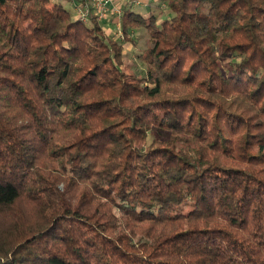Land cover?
Wrapping results in <instances>:
<instances>
[{
  "label": "trees",
  "instance_id": "1",
  "mask_svg": "<svg viewBox=\"0 0 264 264\" xmlns=\"http://www.w3.org/2000/svg\"><path fill=\"white\" fill-rule=\"evenodd\" d=\"M164 1L0 0V264H264V0Z\"/></svg>",
  "mask_w": 264,
  "mask_h": 264
},
{
  "label": "rangeland",
  "instance_id": "2",
  "mask_svg": "<svg viewBox=\"0 0 264 264\" xmlns=\"http://www.w3.org/2000/svg\"><path fill=\"white\" fill-rule=\"evenodd\" d=\"M54 1V0H53ZM63 2V1H62ZM64 5L66 6V8L71 9L70 8V4L68 2H63ZM157 16L160 18L163 17H170V13L168 10V7L166 5V2L164 0H161V4L159 6V10L156 11ZM121 31V30H120ZM138 34L135 35L134 32L132 33V39H133V45L131 44H125V50H124V57H125V63H124V68L127 71H135L137 73L142 74L145 70V64H143V62L140 60V58L138 57L137 52L141 51L143 49H145L146 47H148L149 45V34L147 33V31L144 28H138L137 30ZM122 33V32H121ZM120 33V34H121ZM171 92H176V94H178V92L180 93L179 89H174V90H170ZM60 164V163H58ZM55 168H58L59 171H62L61 165H56ZM56 171V170H55ZM58 172V170H57ZM59 188L60 190H65V183L61 180L59 182ZM74 194V198L77 196V191H72V195ZM75 200H77V198H75ZM85 199L83 198L84 201ZM84 203V202H83ZM38 209L36 208V206H29L26 209V214H27V218L29 219V221H38L37 223H40V221L43 220V217H40L37 212ZM108 214H112L115 215L117 218L119 213L117 211V209H109L108 210ZM110 216V215H109ZM0 217H4V215H0ZM113 218V217H109V220ZM14 220V219H13ZM12 220V221H13ZM11 225V224H10ZM146 224H134L131 225L130 229L133 228V232L137 235H141L143 232V230L145 229ZM4 228H7V230H10L9 227L4 226ZM121 227H119L120 229ZM115 232V231H114Z\"/></svg>",
  "mask_w": 264,
  "mask_h": 264
},
{
  "label": "crops",
  "instance_id": "3",
  "mask_svg": "<svg viewBox=\"0 0 264 264\" xmlns=\"http://www.w3.org/2000/svg\"><path fill=\"white\" fill-rule=\"evenodd\" d=\"M54 1H63V2H68L70 4V8L74 14V17H76V13L74 10V4L78 1V0H54ZM161 4V0H113L110 4V7L112 8V11L110 12V14L103 20H101V24L103 26V28L106 30V32L108 34H111L112 36H114V38H121L120 35V26H121V14H122V8L124 6H131V8L141 14H143L144 16H149L154 14L155 16H157L156 11L159 10V6ZM158 20H162L166 17L160 18L158 17ZM138 29L134 30V34L137 35ZM133 41H128L125 44H131L132 46ZM126 47V46H125ZM140 51L137 52V54H139Z\"/></svg>",
  "mask_w": 264,
  "mask_h": 264
},
{
  "label": "built area",
  "instance_id": "4",
  "mask_svg": "<svg viewBox=\"0 0 264 264\" xmlns=\"http://www.w3.org/2000/svg\"><path fill=\"white\" fill-rule=\"evenodd\" d=\"M112 1L113 0L78 1L74 4L76 17L82 20H87L90 15L94 14L99 20H103L112 11V8L110 7ZM120 35L122 37V33Z\"/></svg>",
  "mask_w": 264,
  "mask_h": 264
}]
</instances>
